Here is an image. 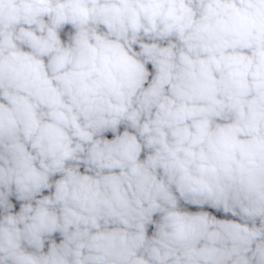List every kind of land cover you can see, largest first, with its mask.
<instances>
[{"label": "clouds", "instance_id": "9594fccd", "mask_svg": "<svg viewBox=\"0 0 264 264\" xmlns=\"http://www.w3.org/2000/svg\"><path fill=\"white\" fill-rule=\"evenodd\" d=\"M0 264H264V0H0Z\"/></svg>", "mask_w": 264, "mask_h": 264}]
</instances>
